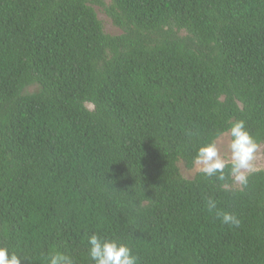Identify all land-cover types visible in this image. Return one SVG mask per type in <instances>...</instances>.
<instances>
[{
  "label": "trees",
  "instance_id": "trees-1",
  "mask_svg": "<svg viewBox=\"0 0 264 264\" xmlns=\"http://www.w3.org/2000/svg\"><path fill=\"white\" fill-rule=\"evenodd\" d=\"M239 120L264 157V0H0V246L91 264L97 233L138 264H264V168L179 166Z\"/></svg>",
  "mask_w": 264,
  "mask_h": 264
},
{
  "label": "clouds",
  "instance_id": "clouds-1",
  "mask_svg": "<svg viewBox=\"0 0 264 264\" xmlns=\"http://www.w3.org/2000/svg\"><path fill=\"white\" fill-rule=\"evenodd\" d=\"M224 132L218 130L214 139L198 147L193 166L205 178L215 177L218 181H231L233 184L247 186L248 174L253 169L258 144L252 134L247 130L244 120L231 123L227 134L231 137L228 144V153L221 155L220 143ZM227 169V171H226ZM207 207L216 210V216L222 224L239 226L240 220L233 213L217 209L214 199L207 200ZM88 256L91 264H138V257L133 249L116 238H105L97 233L88 237ZM27 259L8 247L0 246V264H21ZM48 264H73V260L62 254L50 256Z\"/></svg>",
  "mask_w": 264,
  "mask_h": 264
},
{
  "label": "rangeland",
  "instance_id": "rangeland-1",
  "mask_svg": "<svg viewBox=\"0 0 264 264\" xmlns=\"http://www.w3.org/2000/svg\"><path fill=\"white\" fill-rule=\"evenodd\" d=\"M96 11L98 12L99 17L102 19L104 23L105 31L111 34H117L120 32V30L112 24L111 20L107 17V15L101 10V8L98 5H94ZM231 137L225 132L222 142L220 143V149H221V155H226L228 153V144L230 142ZM253 169L250 171H254L260 168H264V157L262 153V147L258 148L256 153V158L253 162ZM180 169L182 174L186 178H193L194 175L197 173L196 169L193 167L192 169L186 168L183 164L179 163ZM249 172V173H250Z\"/></svg>",
  "mask_w": 264,
  "mask_h": 264
}]
</instances>
